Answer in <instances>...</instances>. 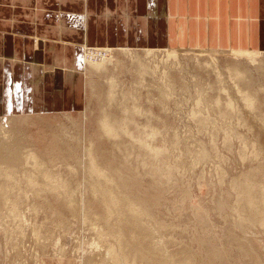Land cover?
I'll return each mask as SVG.
<instances>
[{
    "label": "rangeland",
    "instance_id": "rangeland-1",
    "mask_svg": "<svg viewBox=\"0 0 264 264\" xmlns=\"http://www.w3.org/2000/svg\"><path fill=\"white\" fill-rule=\"evenodd\" d=\"M259 52L88 47L84 108L1 117L0 264H264Z\"/></svg>",
    "mask_w": 264,
    "mask_h": 264
},
{
    "label": "crops",
    "instance_id": "crops-1",
    "mask_svg": "<svg viewBox=\"0 0 264 264\" xmlns=\"http://www.w3.org/2000/svg\"><path fill=\"white\" fill-rule=\"evenodd\" d=\"M88 47L260 53L264 0H0V118L84 108Z\"/></svg>",
    "mask_w": 264,
    "mask_h": 264
},
{
    "label": "bare ground",
    "instance_id": "bare-ground-1",
    "mask_svg": "<svg viewBox=\"0 0 264 264\" xmlns=\"http://www.w3.org/2000/svg\"><path fill=\"white\" fill-rule=\"evenodd\" d=\"M86 61H88V62H91L90 61V59L89 58H86ZM92 63V62H91ZM94 65H96L95 63H93L91 66H94ZM98 65V64H97ZM96 65V66H97ZM104 127H105V133L106 134H108V135H115L116 134V130H115V128H114V125H112V124H110V123H108V122H105L104 123ZM103 130V131H104ZM15 148V147H14ZM14 150H16V149H14ZM13 150V151H14ZM12 155V154H11ZM32 160H33V158H32ZM37 160V159H36ZM35 160V161H36ZM38 165H40V164H38ZM91 169H93V171H94V173H96V174H98L99 176H102V177H104L105 179H108V177H107V175H106V173H104V172H102L101 171V169L97 166V163H96V161L93 159V161H92V168ZM8 175V174H7ZM109 183H111V180H109ZM113 195V194H112ZM104 202H106V203H109L110 205L111 204H113V205H116V201H115V199L114 200H112L111 198H105L104 199ZM109 204H108V209H111V207L109 206ZM117 206V205H116ZM111 213V212H110ZM135 213H138V214H140V210H135ZM114 257V259H119L118 257H120V256H118L117 257V255H114L113 256Z\"/></svg>",
    "mask_w": 264,
    "mask_h": 264
},
{
    "label": "built area",
    "instance_id": "built-area-1",
    "mask_svg": "<svg viewBox=\"0 0 264 264\" xmlns=\"http://www.w3.org/2000/svg\"><path fill=\"white\" fill-rule=\"evenodd\" d=\"M94 49H88L87 51H86V58H89V59H94V58H96V54L97 53H100V51H98V52H96V51H93ZM104 54V53H103ZM102 54V55H103Z\"/></svg>",
    "mask_w": 264,
    "mask_h": 264
}]
</instances>
